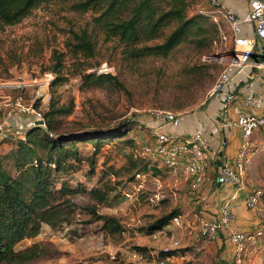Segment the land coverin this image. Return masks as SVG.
<instances>
[{
    "label": "rangeland",
    "instance_id": "obj_1",
    "mask_svg": "<svg viewBox=\"0 0 264 264\" xmlns=\"http://www.w3.org/2000/svg\"><path fill=\"white\" fill-rule=\"evenodd\" d=\"M210 9L209 0H193L188 15H207L212 20V14L208 13ZM88 20V13L74 12L68 4L56 2L33 10L18 24L0 29V102L5 96L13 99L22 95L28 104H37V108L44 112L53 93L49 87L43 86L46 74L51 73L48 70L51 52L53 49L64 51L63 42L68 30H77ZM94 40L96 50L90 60L91 64L98 65L97 69L103 65L109 67L121 87L106 84L100 88L82 90L80 79L70 76L53 93L59 103L66 104L70 98L74 100L73 113L64 118L68 129L79 128L80 124L89 128L111 126L131 118L132 114L142 118L158 110L183 114L199 108L209 100L207 93L224 66L214 59L215 55H227L225 48L213 42L210 47H198L193 40H187L166 57L149 56L133 61L121 56L116 42L104 41L101 34ZM35 42L40 47L39 51L34 47L30 49ZM21 52L23 55H20ZM66 61L68 64V57ZM263 129L254 132L256 137L263 138ZM149 137L145 127L136 126L120 137V140L130 142L114 140L100 151L94 176H85L87 166L82 163L74 181H84L87 187L91 186L103 162L118 168L126 162L128 154L138 158L140 147L149 142ZM255 141L251 140V152L245 157L246 171L243 179L263 192L264 151H260L262 145ZM11 147L9 142L0 145V153L7 152ZM83 150L86 156L91 152L89 146ZM156 170L159 171L147 176L141 186H137V181L132 184L123 182L120 200L98 208L99 213L114 215L122 222L124 231L120 238L104 235L99 230L100 222L86 223L88 217L85 214H74L70 224L43 230L35 238L21 241L17 248L41 241L53 244L61 252L56 257L40 259L37 264H62L60 259L65 260L63 264H79V261L84 264H134V246H145L149 252L160 255L161 250L173 247L176 241L177 247L172 248L174 256L166 258L162 264L221 262L220 249L212 248L213 240H207L200 232L199 217L203 212V201L192 192L187 175L177 168ZM127 191L132 193V198L125 196ZM263 199L262 196L260 203ZM71 200L78 206L76 211L80 212L79 207L88 198L77 194ZM174 209L179 210L177 224L170 222L166 230L147 232L146 228L155 218ZM263 236L255 238L248 246L257 243L264 247ZM254 250L256 252L251 251L245 259L246 248L244 262L264 264V248ZM139 255L147 259V256ZM157 262L155 264H159Z\"/></svg>",
    "mask_w": 264,
    "mask_h": 264
},
{
    "label": "trees",
    "instance_id": "obj_2",
    "mask_svg": "<svg viewBox=\"0 0 264 264\" xmlns=\"http://www.w3.org/2000/svg\"><path fill=\"white\" fill-rule=\"evenodd\" d=\"M192 1L0 0V29L18 24L33 10L56 2L68 4L74 12L88 13L85 25L68 30L64 51L53 49L51 52L48 67L53 74L51 93L70 76L80 79L82 90L106 84L121 87L113 73H99L98 65L91 64L96 50L94 38L101 34L104 41L116 42L121 56L133 61L149 56L166 57L187 40H193L198 47H210L219 38L218 24L207 15L189 16ZM33 47L36 51L40 49L37 42L30 49ZM53 93L42 113L45 128L36 125L28 128L22 137L9 136L0 141V145L8 142L12 145L7 152L0 153V264H37L40 259L60 255L47 242L37 241L22 248L17 245L24 239L35 238L43 225L57 229L70 224L74 214H85L86 223L100 222L99 230L104 235L120 238L124 231L122 222L114 215L99 213L98 208L118 202L121 184H132L136 174L148 172L151 166L149 161L128 154L126 162L118 168L103 162L91 186L74 181L82 163L87 166L85 176H94L100 151L114 140L130 142L120 137L144 124L140 116L132 114L131 118L111 126L89 128L80 124L79 128L68 129L64 118L73 113L74 100L59 103ZM87 146L91 152L86 156L83 149ZM151 169L153 174L159 171L153 166ZM77 194L88 198L79 207L80 212L71 200ZM178 212L174 209L155 218L146 228L147 232L166 230ZM133 248L143 256L150 255L145 246ZM160 255H174V252L160 251Z\"/></svg>",
    "mask_w": 264,
    "mask_h": 264
},
{
    "label": "built area",
    "instance_id": "obj_3",
    "mask_svg": "<svg viewBox=\"0 0 264 264\" xmlns=\"http://www.w3.org/2000/svg\"><path fill=\"white\" fill-rule=\"evenodd\" d=\"M211 9L208 13L212 14L213 21L218 24L217 14H222L228 24V29L224 30L219 25V38L214 44L220 48H226L232 45L233 56L227 59L222 55H215L214 59L223 68L220 70L215 82L207 93L208 99H217L220 102L218 121L222 128L230 129L238 127L240 129V147L233 159L224 157L220 160L217 167V182L220 185H237L240 189L242 178L245 175L246 165L245 157L251 152V139L256 130L264 127V91H253L244 95L241 104L247 109L245 112L232 118L229 114V103L234 99L233 91L230 88L231 77L228 72L229 66H236L242 69L245 66L253 67L258 75L264 78V0H250L246 14L239 18L233 13L224 12L220 7L218 0H209ZM249 24L252 35L243 36L242 26ZM255 52V57H252ZM99 73H110L111 69L106 65L97 69ZM52 74H46L43 86L49 87L52 80ZM4 109V114L0 119V141L10 136L22 137L25 131L33 126L46 127L43 120V112L28 104L22 95L15 96L13 99L8 96L0 102V109ZM262 111V113H257ZM153 116L159 118L163 124L171 127H177L180 123L179 113L169 110H158ZM210 146L203 138L200 131H196L186 136H172L163 131L161 126L150 129V141L140 147L138 155L140 158L150 162L148 172L136 174L135 181L137 186L152 173L151 167L176 169L181 166L184 173L190 181V188L193 193H198L207 180V171L209 167L208 154ZM125 196L132 198L129 191ZM234 198L235 196L232 195ZM262 197V190L252 186L244 198V205L248 209L258 210V205ZM232 200H226L219 207V213L216 217L208 219L203 215L199 217L200 232L207 240H215L221 229L228 232V239L232 249V264H246L244 254L249 243L255 238L264 234L263 227H257L253 230H238L231 227V221L234 218ZM258 212V216L264 219L263 213ZM179 216L172 218L171 222L177 224ZM173 247H165L164 253L172 251L178 243L175 241ZM141 253L132 254L134 264H162L166 258L174 255H159L150 252L147 259H142ZM115 258L114 255H110Z\"/></svg>",
    "mask_w": 264,
    "mask_h": 264
},
{
    "label": "crops",
    "instance_id": "obj_4",
    "mask_svg": "<svg viewBox=\"0 0 264 264\" xmlns=\"http://www.w3.org/2000/svg\"><path fill=\"white\" fill-rule=\"evenodd\" d=\"M220 7L224 12H230L242 18L249 7L250 0H218ZM218 25L224 30L228 29V24L222 14H217ZM243 36H251L252 30L249 24L242 26ZM232 45H228L225 48L227 55L224 56L227 61L233 56ZM255 52L252 57H255ZM228 72L231 77L230 88L233 91L234 99L229 106V114L232 118H236L241 112L247 111V109L241 104L244 95L253 91H264V78L260 77L256 70L251 66H245L239 69L236 66H229ZM220 109V102L217 99H209L203 106L196 108L192 111L183 113L180 115V123L177 127H171L153 115H146L141 118L144 127L148 130L150 136V129L156 126H161L162 130L172 136H186L196 131L202 133L203 138L208 142L210 146L208 154L209 167L207 171V180L201 191L196 193L198 198L202 200L203 215L212 219L219 213L220 205L226 200H232L233 202V214L234 218L231 221V227L238 230H253L257 227L264 226V219L258 216V212L264 215V199L260 203L258 210L248 209L244 205V198L251 190L252 183L244 181L242 178V184L240 189H237V185H220L217 182V167L220 160L224 157L233 159L240 147V129L238 127L225 129L222 128L218 121V114ZM257 113H262L258 111ZM4 114V109H0V119ZM264 130V129H263ZM260 131V130H259ZM9 137V132H7ZM255 134V133H254ZM252 139L258 142V145H262L264 151V136L263 138L256 137L254 135ZM251 139V140H252ZM150 141V137H149ZM252 143V142H251ZM158 169V168H157ZM181 170V166L177 167ZM264 190V187H262ZM232 195L235 197L233 198ZM43 230H53L48 225H43ZM39 235V234H38ZM264 239V236L261 237ZM37 239V238H36ZM41 239V238H40ZM260 239V238H259ZM258 239V240H259ZM264 245V244H263ZM212 248H219L221 262L218 264H232V249L228 239V232L221 229L218 236L213 240ZM254 248H264L263 246L251 244L247 247L245 259L248 258V254L255 253ZM249 251V252H248ZM65 260H59L63 264ZM79 264L81 261L78 262Z\"/></svg>",
    "mask_w": 264,
    "mask_h": 264
}]
</instances>
